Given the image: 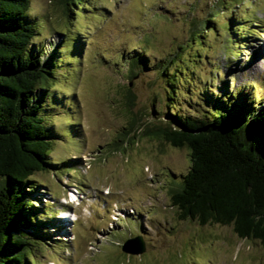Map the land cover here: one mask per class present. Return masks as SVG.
<instances>
[{"label":"rangeland","instance_id":"1","mask_svg":"<svg viewBox=\"0 0 264 264\" xmlns=\"http://www.w3.org/2000/svg\"><path fill=\"white\" fill-rule=\"evenodd\" d=\"M86 3L75 16L64 14L59 0H30L38 39L45 38L46 51L59 45L60 57L56 85L44 94L53 131L48 159L56 166L32 178L34 232L18 229L30 241L29 264H264L260 242L239 238L232 226L179 218L171 188L188 170L189 152L143 134L165 123L169 107L206 117L228 93L264 109V0ZM215 15L227 28L204 32L202 44L188 48L199 20ZM235 39L244 45L229 42ZM133 55L146 61L130 79ZM58 212L71 214L73 223ZM138 234L145 252H122L121 244Z\"/></svg>","mask_w":264,"mask_h":264},{"label":"trees","instance_id":"2","mask_svg":"<svg viewBox=\"0 0 264 264\" xmlns=\"http://www.w3.org/2000/svg\"><path fill=\"white\" fill-rule=\"evenodd\" d=\"M59 1L64 14L79 16L82 4L88 6L89 0ZM29 5L30 0H0V264H29L30 241L18 229L31 228L39 221L29 193L35 186L32 178L56 164L48 159L53 131L50 114L44 110V94L49 96L56 85L59 45L50 44L46 51L45 38V43L38 39L40 25L28 18ZM218 19L215 15L199 20L187 47L200 46L204 32L225 30V21L218 24ZM229 42L244 45L238 39ZM230 51L228 56L238 58ZM142 60L146 61L137 55L129 60L130 79L144 68ZM171 85L168 81L170 98ZM246 101L228 93L201 118L169 107L165 123L143 134L189 152V168L171 188V202L181 220L232 226L239 238L256 240L264 248V109H256L257 103H242ZM126 106H132L130 95ZM136 124V118H131L123 137L130 136ZM30 231L34 232L33 227Z\"/></svg>","mask_w":264,"mask_h":264},{"label":"water","instance_id":"3","mask_svg":"<svg viewBox=\"0 0 264 264\" xmlns=\"http://www.w3.org/2000/svg\"><path fill=\"white\" fill-rule=\"evenodd\" d=\"M121 251L131 255H139L145 252V246L143 244L141 236H136L125 240L121 244Z\"/></svg>","mask_w":264,"mask_h":264},{"label":"bare ground","instance_id":"4","mask_svg":"<svg viewBox=\"0 0 264 264\" xmlns=\"http://www.w3.org/2000/svg\"><path fill=\"white\" fill-rule=\"evenodd\" d=\"M77 198H78L77 195L73 194V199L77 200ZM65 215L62 216V221H64L63 223H65V221H68L69 223H71V222L73 223L74 218H72V215L71 214H65Z\"/></svg>","mask_w":264,"mask_h":264}]
</instances>
